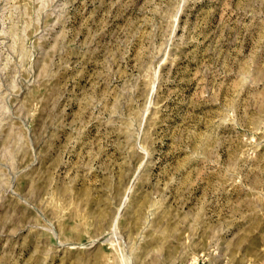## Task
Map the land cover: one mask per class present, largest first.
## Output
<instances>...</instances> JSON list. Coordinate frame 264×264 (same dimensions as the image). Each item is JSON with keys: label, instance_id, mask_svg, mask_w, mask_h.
<instances>
[{"label": "rangeland", "instance_id": "1", "mask_svg": "<svg viewBox=\"0 0 264 264\" xmlns=\"http://www.w3.org/2000/svg\"><path fill=\"white\" fill-rule=\"evenodd\" d=\"M0 264H264V0H0Z\"/></svg>", "mask_w": 264, "mask_h": 264}]
</instances>
